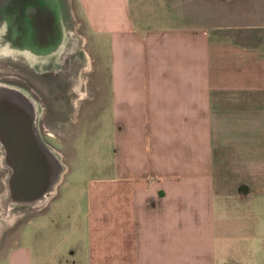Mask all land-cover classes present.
<instances>
[{"label":"crops","instance_id":"obj_1","mask_svg":"<svg viewBox=\"0 0 264 264\" xmlns=\"http://www.w3.org/2000/svg\"><path fill=\"white\" fill-rule=\"evenodd\" d=\"M138 1L132 10L130 0H0L1 193L38 204L56 191L60 159L38 129L70 127L82 106L83 124L93 119L85 43L95 35L108 48L96 112H112L123 161L113 192L130 198L133 264H264V40L181 26ZM109 254L104 264L128 263ZM37 256L0 248L3 264ZM85 257L77 264H101Z\"/></svg>","mask_w":264,"mask_h":264},{"label":"rangeland","instance_id":"obj_2","mask_svg":"<svg viewBox=\"0 0 264 264\" xmlns=\"http://www.w3.org/2000/svg\"><path fill=\"white\" fill-rule=\"evenodd\" d=\"M153 2L150 10L162 8L171 12L177 16L176 21L181 22V26L206 28L244 42L260 38L264 40V0ZM130 3L131 9L135 10L141 2L130 0ZM92 37L85 43V49L92 56L87 76L90 78L88 83L90 81L94 87L89 91L92 110L86 116L93 119L83 124L82 106L77 120L70 127L58 129V133L45 126L38 129L44 147L52 149L60 159L61 171L56 191L53 190L38 204L27 200L12 201L5 191L1 193L6 168L0 158V206L3 203L5 207L8 206L5 210L8 221L4 224L5 228L0 229V248H9L18 243L25 246L32 255H38L36 263L32 264H65L66 258H69L66 252L70 247L76 250L72 257L75 264L85 261L86 255H91V258L95 255L98 263L102 260L101 264H104V261H112L114 257L109 253L114 251L116 260L122 253L121 259L133 264L130 198L123 193L119 202L115 200L113 192L114 185H117L113 179L114 168L118 164L123 166V161L120 164L116 159L115 148L120 149V145L115 142L112 112L109 105L107 109L96 112L98 95L104 85V80L98 79L105 72L100 60L104 63L108 61V48L104 39L97 40L95 35ZM85 109L88 110V105ZM98 174L107 181L92 182V178ZM93 187L98 190L101 187L100 192L95 193V198L91 192ZM69 203L74 206L70 208ZM50 253L53 254L50 256ZM90 264H93L92 259Z\"/></svg>","mask_w":264,"mask_h":264},{"label":"water","instance_id":"obj_3","mask_svg":"<svg viewBox=\"0 0 264 264\" xmlns=\"http://www.w3.org/2000/svg\"><path fill=\"white\" fill-rule=\"evenodd\" d=\"M8 161L11 163V164H13V165H17L18 164V160L17 159H8ZM42 167L44 168V169H46V170H50L52 167L54 168V166H53V164L51 165L50 163H49V161H44L43 160V163H42ZM27 199H29V198H27ZM26 199V200H27ZM23 200H25V199H23Z\"/></svg>","mask_w":264,"mask_h":264},{"label":"flooded vegetation","instance_id":"obj_4","mask_svg":"<svg viewBox=\"0 0 264 264\" xmlns=\"http://www.w3.org/2000/svg\"><path fill=\"white\" fill-rule=\"evenodd\" d=\"M7 80L10 81V82H17L18 84L29 86V82L28 81H24V80H14V79H7Z\"/></svg>","mask_w":264,"mask_h":264}]
</instances>
